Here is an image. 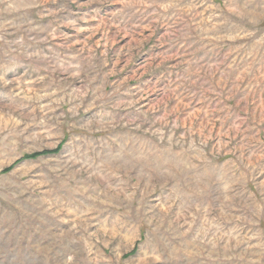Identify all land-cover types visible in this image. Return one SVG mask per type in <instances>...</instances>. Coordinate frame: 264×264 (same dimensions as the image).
<instances>
[{
    "label": "rangeland",
    "instance_id": "1",
    "mask_svg": "<svg viewBox=\"0 0 264 264\" xmlns=\"http://www.w3.org/2000/svg\"><path fill=\"white\" fill-rule=\"evenodd\" d=\"M0 264H264V0H0Z\"/></svg>",
    "mask_w": 264,
    "mask_h": 264
}]
</instances>
